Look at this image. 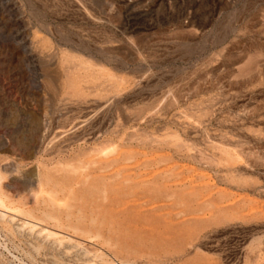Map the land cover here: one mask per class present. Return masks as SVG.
Masks as SVG:
<instances>
[{
    "label": "rangeland",
    "instance_id": "1",
    "mask_svg": "<svg viewBox=\"0 0 264 264\" xmlns=\"http://www.w3.org/2000/svg\"><path fill=\"white\" fill-rule=\"evenodd\" d=\"M0 264H264V0H0Z\"/></svg>",
    "mask_w": 264,
    "mask_h": 264
}]
</instances>
